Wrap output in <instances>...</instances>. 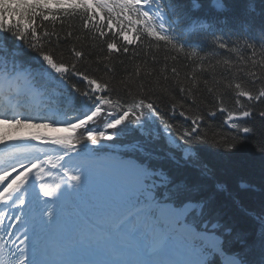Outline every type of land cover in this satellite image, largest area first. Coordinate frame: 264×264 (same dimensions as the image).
<instances>
[{
    "label": "snow or ice",
    "instance_id": "6c2138e0",
    "mask_svg": "<svg viewBox=\"0 0 264 264\" xmlns=\"http://www.w3.org/2000/svg\"><path fill=\"white\" fill-rule=\"evenodd\" d=\"M195 6L201 7L198 0ZM69 9L82 18L85 29L93 25L90 31L101 38L98 46L106 47L103 60L96 59L99 53L95 49H72L73 59L58 58L50 39L54 30L49 32L44 30L46 26L35 25L37 18L54 22L60 11ZM168 12L164 0H0V37L10 38L18 42V48L34 53L32 60L38 65V70L33 71L15 58H0V125L17 131L51 128L72 133L55 138L39 134L19 137L21 143L10 146L26 151L30 150L28 139L40 141L63 149L59 159L64 161L67 157L69 162L84 154L72 170L61 164L63 181L54 187L41 184L39 194L31 201L26 198L27 173L0 191V199L16 206L12 219L17 224L5 226L15 228L11 241L15 249H10L8 264H264V212L250 213L257 225L256 259H249L247 248L228 253L225 243L239 239L230 227L223 228V239L209 230L212 219L216 220L211 225L213 230L223 226L214 199L207 194L212 174L201 161L205 146H227L232 151V141L255 136L251 121L258 118L264 123V108L256 110L258 105H264V79L252 73L254 79L247 81V87L240 82L221 85L229 94L235 93L237 111H233L225 107V93L217 92L207 78L202 84H160L159 90L150 80L138 83L147 95L137 93V99L129 91L131 84L118 90L90 74L84 64L91 60L97 68L103 65L104 72L111 74V54L126 55L129 46L141 40L167 48L169 54L174 53L173 60L181 55L195 58L198 53L186 51L173 34L172 24L166 19ZM105 17L107 22L101 23ZM117 20L127 21V29L120 28ZM114 26L120 29L117 36H106L104 29ZM38 32H42V37ZM71 35L67 33L68 37ZM212 36L213 46L230 53L240 50L236 40L226 39L223 34ZM259 36L264 49V30ZM244 47L251 49L254 58L255 45L245 42ZM260 55L264 56V51ZM172 72L178 75L175 66ZM197 93L210 105L208 111L197 110ZM176 97L180 100L179 116L191 125L182 129V142L176 141L174 147L161 154L153 151L151 145L159 139L156 128L168 141L175 140L176 125L164 116L169 105L171 111H176ZM189 100L192 103L186 108ZM102 112L106 118L104 130L94 131L90 122L95 125ZM217 112L226 114L223 124L233 130L231 133L225 134L223 126L217 133L207 124L206 118L215 117ZM58 124L63 128L54 127ZM121 126L137 130L143 141L101 153L104 142L118 138L116 130H123ZM217 135L224 136L223 144ZM257 143L264 156V134ZM180 148L184 150L178 157L176 149ZM166 164L177 171L185 170L188 175L178 179L173 167H165ZM20 166L25 167L23 163ZM30 167L35 168L36 163ZM7 178L5 169L0 181ZM219 188L216 185L214 191Z\"/></svg>",
    "mask_w": 264,
    "mask_h": 264
},
{
    "label": "trees",
    "instance_id": "16d2710c",
    "mask_svg": "<svg viewBox=\"0 0 264 264\" xmlns=\"http://www.w3.org/2000/svg\"><path fill=\"white\" fill-rule=\"evenodd\" d=\"M240 2L244 6L246 0H234ZM259 10H263L264 4L261 6L259 2H256ZM254 23L256 24L255 20ZM264 25V19L258 24ZM35 25L40 27L46 26L44 30L53 32L50 37L52 44L56 46L55 50L58 58L62 60H71L72 49L83 50L90 52L93 49L96 50L99 55L96 59L103 60V53L106 52L105 48H100L99 37L96 36V32L90 31V29H84L82 23L76 18L57 16L53 21H42L37 18ZM264 29V26H263ZM71 32L70 37L67 33ZM38 35L42 37V32H38ZM142 46L129 47V53L121 55L117 53L111 54L113 60L110 64L112 69L111 74L105 73L103 65L97 68V65L91 60H85L84 64L90 70V74L101 77L104 81L113 84L118 90H122L131 84L129 91L133 96L139 99L137 93H144V89L138 86V83H147L149 80L157 90H159L160 84L167 85L169 82L175 84L177 81L184 85L196 84L198 81L202 84L204 79L207 78L210 86L216 87L217 92H224V104L228 106L229 102L232 103L231 109L237 111V106L234 103L235 93L221 87L226 86L231 82L234 86L236 82H240L247 87V81L254 79L252 73H256L262 79H264V56L260 55L264 49L261 47L255 50V57H252L251 50L249 53L243 56L238 55L237 52H227L220 55L216 46L206 45L204 48L205 54L203 57H195L192 59H186L181 55L177 60H173L171 57L173 54H169L168 50L162 46L156 45L154 42H142ZM17 42L12 39L4 40L0 37V49L9 54H18L16 57L19 62L24 65L34 66V69H38V65L32 60L34 53H29L25 49L17 47ZM241 47V45H240ZM242 48V47H241ZM224 61H228L227 64ZM175 66L178 69V75H174L172 68ZM195 76V80L189 78ZM165 77L167 79H165ZM155 99V97H152ZM197 110L204 109L208 111L210 105L206 100H202L200 94L196 95ZM176 109L180 110V100L178 97ZM243 100V98H241ZM192 103L191 100L185 105ZM163 108L164 105H161ZM260 108H264V105H258L257 111ZM167 116H175V113L171 111V106L165 109ZM189 111H192L189 109ZM226 118V114H218L215 117L206 118L207 124L215 130L220 132L223 126V132L225 134L231 133L233 130L224 127L222 121ZM220 119V121L218 120ZM181 129L176 126V135L178 140L182 142L179 135L183 128H188L191 122L181 117ZM203 123V122H202ZM177 124V121H175ZM252 126L256 130L255 136H252L249 140H234L235 148L232 151H228L227 146L219 148H207L201 150V161L207 166L212 174V178L207 182V194L212 195L214 202L220 211L218 220L223 227H230L233 230L234 236L238 235L239 239H230L229 241L233 245V253L243 252L248 249L249 259L258 258L259 247L258 237L256 234L257 225L253 218L247 216L244 212L239 210L230 196L234 197L245 212L260 214L264 212V156L260 152V144L257 140L264 134V123L258 118L251 121ZM241 136L244 134L241 133ZM212 133H209L211 139ZM131 139H135L132 137ZM130 137L127 141L131 140ZM216 139L224 143V136L217 135ZM231 139V137H229ZM155 146L162 148L159 152L162 154L169 148L164 141H154ZM181 149H176V154L179 157ZM191 150V149H190ZM178 179L184 178L188 173L185 170L175 172ZM215 185H220L227 191L218 190L214 191ZM243 186V187H242ZM218 211V212H219ZM210 223L216 222L215 219L209 221Z\"/></svg>",
    "mask_w": 264,
    "mask_h": 264
},
{
    "label": "bare ground",
    "instance_id": "6f19581e",
    "mask_svg": "<svg viewBox=\"0 0 264 264\" xmlns=\"http://www.w3.org/2000/svg\"><path fill=\"white\" fill-rule=\"evenodd\" d=\"M63 128V127H59ZM48 131L52 133H60L61 131H53L52 129H49ZM29 135H33L32 131H30L27 128L21 129L19 131L15 130L14 128H10L5 131V133L2 135L3 139L0 140V148L3 150L8 148L9 145H11L13 142L17 141L19 137H28ZM36 154L39 155L36 157ZM33 155L31 160H25V161H18L15 165V167H19L21 163L27 164L28 166L17 172L13 177L7 179L4 183V188L7 187L8 184L12 182L13 179L24 178L23 174L27 173L28 177V184L27 187L29 188L30 185L34 184L37 181L38 176L41 177H47L50 178L54 183L52 184V187H54L57 183H61L64 179V177L60 178L58 175H56V172H52L50 168H45L44 166H37L35 168H31L30 164L32 162H38L42 161L44 159H49L53 155L51 153H45L39 151V153H36ZM52 155V156H51ZM75 164H78L77 162H71L66 165L65 168H68L69 170H72V168L75 166ZM5 200V199H4ZM7 201V200H5Z\"/></svg>",
    "mask_w": 264,
    "mask_h": 264
}]
</instances>
